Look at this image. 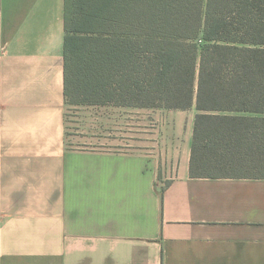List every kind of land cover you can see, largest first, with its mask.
<instances>
[{
  "label": "crops",
  "instance_id": "1",
  "mask_svg": "<svg viewBox=\"0 0 264 264\" xmlns=\"http://www.w3.org/2000/svg\"><path fill=\"white\" fill-rule=\"evenodd\" d=\"M65 0H0V264H264V178L192 177L195 109L82 106Z\"/></svg>",
  "mask_w": 264,
  "mask_h": 264
},
{
  "label": "trees",
  "instance_id": "2",
  "mask_svg": "<svg viewBox=\"0 0 264 264\" xmlns=\"http://www.w3.org/2000/svg\"><path fill=\"white\" fill-rule=\"evenodd\" d=\"M68 106L195 109L192 177L264 178V0H65Z\"/></svg>",
  "mask_w": 264,
  "mask_h": 264
},
{
  "label": "rangeland",
  "instance_id": "3",
  "mask_svg": "<svg viewBox=\"0 0 264 264\" xmlns=\"http://www.w3.org/2000/svg\"><path fill=\"white\" fill-rule=\"evenodd\" d=\"M82 115V106H68V133L72 145L78 148H98V144L89 143L83 137Z\"/></svg>",
  "mask_w": 264,
  "mask_h": 264
}]
</instances>
